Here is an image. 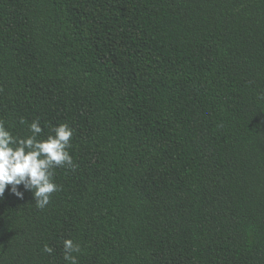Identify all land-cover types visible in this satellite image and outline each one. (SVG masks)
I'll list each match as a JSON object with an SVG mask.
<instances>
[{"label": "trees", "instance_id": "trees-1", "mask_svg": "<svg viewBox=\"0 0 264 264\" xmlns=\"http://www.w3.org/2000/svg\"><path fill=\"white\" fill-rule=\"evenodd\" d=\"M36 119L75 167L9 185L0 264H264V0H0V120Z\"/></svg>", "mask_w": 264, "mask_h": 264}, {"label": "clouds", "instance_id": "clouds-1", "mask_svg": "<svg viewBox=\"0 0 264 264\" xmlns=\"http://www.w3.org/2000/svg\"><path fill=\"white\" fill-rule=\"evenodd\" d=\"M21 123H25L21 119ZM31 135L24 138L15 137L0 120V199L6 189L17 198H24V190L33 192L35 204L43 209L50 203L51 194L59 191L54 181V169L57 167H75L73 157L68 151L71 147L73 129L67 123H61L53 128V134L46 139H38L43 128L38 119L29 125ZM64 259L70 264H79L78 254L81 245L67 238L63 242ZM43 251L52 254L54 249L45 245Z\"/></svg>", "mask_w": 264, "mask_h": 264}]
</instances>
